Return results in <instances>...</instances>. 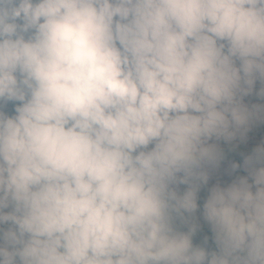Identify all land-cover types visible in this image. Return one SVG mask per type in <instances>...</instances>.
I'll return each mask as SVG.
<instances>
[{
  "label": "clouds",
  "instance_id": "obj_1",
  "mask_svg": "<svg viewBox=\"0 0 264 264\" xmlns=\"http://www.w3.org/2000/svg\"><path fill=\"white\" fill-rule=\"evenodd\" d=\"M258 123L264 0H0V264H264Z\"/></svg>",
  "mask_w": 264,
  "mask_h": 264
},
{
  "label": "trees",
  "instance_id": "obj_2",
  "mask_svg": "<svg viewBox=\"0 0 264 264\" xmlns=\"http://www.w3.org/2000/svg\"><path fill=\"white\" fill-rule=\"evenodd\" d=\"M252 99L255 100L254 97H253ZM251 138H253V139H254V138H257V139H260V140L264 139V123H258V124H256V125H254V126L249 130V132H248V134H247V139H246V143H247V144L250 143ZM241 148H242V145H241L240 143H238L237 146H236V149H235L234 151H232V152H228V153H227V157H228L229 159H234V160H236V161L239 162L240 159L242 158L241 155H240V154L242 153ZM240 173L243 174L242 170H240ZM203 195H204V192H203V190H202L201 193H200V196L202 197ZM205 234H207V235L210 236V233H209V231H208L207 226L202 224L201 231H200V232L197 234V236L194 238V242L197 241V240H199L200 237H201L202 235H205ZM210 242H211V241H210Z\"/></svg>",
  "mask_w": 264,
  "mask_h": 264
},
{
  "label": "rangeland",
  "instance_id": "obj_3",
  "mask_svg": "<svg viewBox=\"0 0 264 264\" xmlns=\"http://www.w3.org/2000/svg\"><path fill=\"white\" fill-rule=\"evenodd\" d=\"M261 140L260 139H257V138H251V141L249 144L246 143V140L242 143H240L242 145V148H241V151L243 154H247L248 152H250L252 150V148L257 144L259 143ZM231 177L223 174L222 172L220 173L219 175V179L222 181V182H226L230 179ZM215 179V177L213 178ZM212 181H210L211 183Z\"/></svg>",
  "mask_w": 264,
  "mask_h": 264
}]
</instances>
